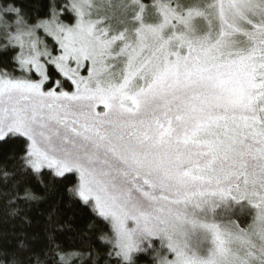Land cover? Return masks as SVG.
<instances>
[{
	"label": "snow or ice",
	"instance_id": "snow-or-ice-1",
	"mask_svg": "<svg viewBox=\"0 0 264 264\" xmlns=\"http://www.w3.org/2000/svg\"><path fill=\"white\" fill-rule=\"evenodd\" d=\"M0 264H264V0H0Z\"/></svg>",
	"mask_w": 264,
	"mask_h": 264
}]
</instances>
